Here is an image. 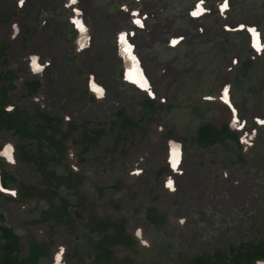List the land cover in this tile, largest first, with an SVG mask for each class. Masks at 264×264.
Listing matches in <instances>:
<instances>
[{
	"label": "rangeland",
	"instance_id": "obj_1",
	"mask_svg": "<svg viewBox=\"0 0 264 264\" xmlns=\"http://www.w3.org/2000/svg\"><path fill=\"white\" fill-rule=\"evenodd\" d=\"M224 3L0 0V85L12 84L11 102L27 112L20 117L33 130L41 119L33 115L42 110L83 123L75 137L90 133L88 147L74 146L86 147L84 162L74 164L85 183L70 190L46 174L54 192L29 180L42 173L38 166L55 176L66 171L68 150L60 159L45 136L24 139L20 152L36 172L17 158L18 136L0 130V159L23 180V200L0 192V226L19 236L20 258L35 237L40 254L47 253L36 264H104L98 251L114 253L108 233L100 232L102 214L124 219L120 232L136 240L131 264H185L264 239V0ZM253 32L260 34L256 44ZM132 53L135 71L128 70ZM7 70L15 72L11 80L3 78ZM119 108L136 123L125 139L119 122L112 124ZM229 121L240 148L226 138L209 146L197 140L202 124L221 129ZM171 156L170 171L157 175ZM121 177L127 180L120 185ZM6 188L13 192L17 184ZM80 190L95 214L91 227L76 206Z\"/></svg>",
	"mask_w": 264,
	"mask_h": 264
},
{
	"label": "trees",
	"instance_id": "obj_2",
	"mask_svg": "<svg viewBox=\"0 0 264 264\" xmlns=\"http://www.w3.org/2000/svg\"><path fill=\"white\" fill-rule=\"evenodd\" d=\"M247 61L248 62L244 63L245 66L252 63V58H248ZM14 75L15 72L13 70H7L3 75V78L6 80H11ZM11 86V83L7 85H0V130H12L14 134L18 136L20 143L17 145V158L22 162V164L27 165L30 169L36 172L39 168H42V173L38 171V178L34 179L32 182H30V184L38 185L42 183H48L52 186L53 191L56 192V182H51L48 179L46 174H49L53 177V179L57 180L59 184H65L68 188H71L70 190H72V188L76 190L79 186L78 184H83L85 183V181L83 174L76 171L72 165L77 164L78 162H84V157L82 156V154L84 153V151H86V147L76 152L74 146L79 144L80 146L87 145L88 147L90 133L86 134L87 137L84 135H79L75 137L74 131L79 130L80 127H82L83 123H77L74 121L70 122V120L61 119V117H53L41 111H36L33 116L35 118L36 116H38L42 120L40 119L35 123V129H30L28 123L24 121L22 117H20L21 115H27V112L24 109H20L15 104H13L8 96L7 90ZM92 97L94 96L92 95ZM152 101H149V105L153 104ZM115 116L116 119L112 121V124H117V122H119L118 133L121 134H119L118 137L122 136L123 139H125L127 138V135H129L136 123L131 120L130 116L126 114L125 110L122 108L115 111ZM52 119L55 121V123L51 122ZM83 131L90 132L87 128H85V126ZM36 133L47 138V140L52 144V146L55 147V149L59 152L58 154L60 159L63 155H65L63 154V151L66 149L68 150V154L65 156H67L68 159H71V163L68 164L67 162L69 160H67L65 157L64 158L66 160L62 158V161H64L67 165V169L66 171L60 173L59 176H55L51 170H48V166L45 168L38 166V169L35 170L31 166L33 164L29 160L30 156L27 155V152L22 151L26 147L25 144H23L24 139H27V137L29 136H36ZM224 138H226V140L228 141L226 142V145L230 146L233 142L237 144L238 148H240L241 143L238 138V131L230 127L228 123H225V125L222 126L221 129H216L210 123H204L198 128L197 140H199L204 146H209L214 144L215 142H220ZM62 141L65 142V145H60ZM20 148H22L21 152L23 153V155L29 157L25 158L21 154ZM241 152L242 151L238 153V157H242ZM170 168H172V160L170 157H166L158 166L156 174L163 175L164 173L170 171ZM0 177L3 185H7L8 182L12 184H17L18 200H23V194L20 188L22 182L15 180V178L8 172V169L4 166V163L1 160ZM124 178L125 177L119 178L117 180V183L119 182L120 184H123L127 180V178H125V181L123 182ZM114 187H116V184L114 185ZM79 192L82 191L80 190ZM48 195H46L45 197L42 196L39 201L41 199H48ZM81 195L88 199L83 193L78 196L75 195L78 198L76 206L86 214V222L89 221L88 224L91 227V225H93L95 222V214L92 213L90 205L86 203L85 198H82ZM91 201L94 203V206H96L98 210L95 200L91 199ZM113 204L114 207H118L117 201H114ZM67 206H70L69 203L64 201V204L62 205L63 213L67 212ZM154 214V219H161L159 216H157L158 214ZM101 216L103 226L100 227V232L104 234L108 233L110 245L114 253L113 257L112 255H107L98 251L99 254H103L105 256L104 264H113V262L115 264H131L133 260L131 258V255L129 254L133 252V248L136 246V240L130 232H128L129 236H124L122 232H120V225L122 223L124 224V219L120 217L112 218L109 215L104 214H102ZM48 217H51V215ZM56 218L57 215L54 217V219ZM0 237L2 239V242H0V264H36L39 256L47 254H40L42 251L40 250L38 238L31 237V239H29L28 241V255L24 258H20L18 256L21 250V242L19 241V236L13 233L11 228L7 226H0ZM99 242L100 241H98L95 247V249L97 250H99V247L101 246H99ZM117 249L125 251L127 252V254L123 253L122 256L119 257L117 255L119 253L116 251ZM230 249L229 254H226V252H223L221 250H217L212 255L205 253L203 256L193 257L185 264H214L216 262L219 264H257V262L259 261H262L264 263V239L253 240L247 245L241 244L240 247L237 249Z\"/></svg>",
	"mask_w": 264,
	"mask_h": 264
},
{
	"label": "snow or ice",
	"instance_id": "obj_3",
	"mask_svg": "<svg viewBox=\"0 0 264 264\" xmlns=\"http://www.w3.org/2000/svg\"><path fill=\"white\" fill-rule=\"evenodd\" d=\"M23 2V0H21V3ZM73 2H75V0H73ZM223 7H227V0H225V3L224 5H222V8ZM198 13L197 12H193V15H197ZM175 43V41H174ZM33 65H34V70H39L40 66L36 64V61H35V58L33 60ZM144 87L147 86L146 82L145 84L143 85ZM227 98V90H225V99ZM261 123H264V121H261ZM242 126V125H241ZM169 187H171V182H169Z\"/></svg>",
	"mask_w": 264,
	"mask_h": 264
}]
</instances>
